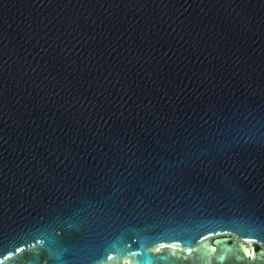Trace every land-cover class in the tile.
<instances>
[{
  "label": "water",
  "instance_id": "1",
  "mask_svg": "<svg viewBox=\"0 0 264 264\" xmlns=\"http://www.w3.org/2000/svg\"><path fill=\"white\" fill-rule=\"evenodd\" d=\"M0 264H264V0H0Z\"/></svg>",
  "mask_w": 264,
  "mask_h": 264
},
{
  "label": "flooded vegetation",
  "instance_id": "2",
  "mask_svg": "<svg viewBox=\"0 0 264 264\" xmlns=\"http://www.w3.org/2000/svg\"><path fill=\"white\" fill-rule=\"evenodd\" d=\"M255 249H257L258 247L256 245H254Z\"/></svg>",
  "mask_w": 264,
  "mask_h": 264
}]
</instances>
